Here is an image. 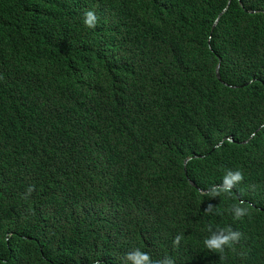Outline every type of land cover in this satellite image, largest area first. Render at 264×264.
Instances as JSON below:
<instances>
[{
    "label": "trees",
    "instance_id": "obj_1",
    "mask_svg": "<svg viewBox=\"0 0 264 264\" xmlns=\"http://www.w3.org/2000/svg\"><path fill=\"white\" fill-rule=\"evenodd\" d=\"M227 1L0 0V264H121L111 256L116 237L130 246L144 239L156 260L202 255L209 229L234 220L235 201L199 189L235 163L264 207V0H231L214 27ZM87 11L98 17L94 28ZM237 57L250 75L231 81L233 72L231 90L216 68L229 80ZM217 106L245 118L226 113V124ZM260 128L253 149L203 157L221 135ZM183 155L198 161L187 177L199 189L186 179ZM51 184L73 209L75 240L93 255L66 252ZM11 218L17 234H9ZM177 235L188 244L174 245ZM258 256L264 225L249 230L237 260Z\"/></svg>",
    "mask_w": 264,
    "mask_h": 264
},
{
    "label": "clouds",
    "instance_id": "obj_2",
    "mask_svg": "<svg viewBox=\"0 0 264 264\" xmlns=\"http://www.w3.org/2000/svg\"><path fill=\"white\" fill-rule=\"evenodd\" d=\"M231 0H228L226 7L222 12H225L228 4ZM241 2V0H239ZM221 12V13H222ZM220 13V14H221ZM252 13H255L253 11ZM219 14V15H220ZM224 14V13H223ZM222 14V16H223ZM221 16V17H222ZM221 17L215 21L214 27L218 24ZM98 17L93 11H87L85 13L84 23L89 28H94L96 26ZM210 42V40H209ZM2 55V46H0V57ZM241 57H237L235 70L232 67L228 73L227 77L229 80H224L221 77L219 64L216 68V76L220 80V84L223 87L229 89H236V87L231 86L230 76L233 72H235V79L231 81H242L247 78L250 73L248 71V65L240 66L242 63ZM230 63V62H228ZM229 65V64H228ZM243 71V72H242ZM255 79L248 81V83H244L242 87L245 88L252 83H254ZM216 111L220 114V120H224L227 124L226 116L223 114L226 113H237L241 117L245 118L244 111L236 108L234 111L230 107L221 109V107H215ZM79 123H86V116L83 115L78 118ZM261 128L256 130L255 132H250L245 136H237L233 134L231 131L229 133H225L220 136L223 140L217 145H206L204 149H202L204 156L211 158L216 154L222 153L223 149L231 148L239 151H249L253 149L255 144L258 142L260 138ZM98 144L103 148V153L106 151L108 147V139H102L98 141ZM198 161L193 156L183 155L180 157V162L184 167V174L189 184L194 187H199L187 177V173L191 175V171H194V167ZM222 170L225 172L224 176L220 180V182L213 186L210 189L201 190L200 193L208 194L209 196H218L225 195L230 196L233 195L235 205L232 208V212L234 215V220L230 222L228 228L217 229L216 231H212L209 229L210 235L204 240V246L200 244V249H197L201 252L202 255L196 253H180V252H171L164 256L162 259H155V251L151 247H147L144 239L140 238L134 245H127L121 243L120 239L116 237L115 243L111 250V256L117 258L121 261V264H242L241 261L237 260L242 256L243 249H247L249 230L252 228H258L259 226L264 225V207L255 204V200L250 194V182L247 178V174L245 170H243L242 166L239 163H235L234 165L223 166ZM52 188L56 191L55 200L60 206V235L61 239H64L65 250L70 256H75L81 252H87L90 255L92 254L91 246L75 240V232L68 227V223L72 219L73 209L72 207L64 201L62 198V191L60 187L56 184H51ZM34 190L33 185H29L26 189V192L23 194V198L27 199L30 197L31 193ZM212 205L209 204L206 208V211L210 210ZM9 234H17L20 231V228L15 226L12 223V218L8 222ZM189 236V235H186ZM29 241V238L24 237ZM184 241L188 244L187 238H183ZM181 235H177L173 243L176 246H179L180 241L183 240ZM32 246V243H31ZM253 264H264V259L255 258L252 260Z\"/></svg>",
    "mask_w": 264,
    "mask_h": 264
},
{
    "label": "water",
    "instance_id": "obj_3",
    "mask_svg": "<svg viewBox=\"0 0 264 264\" xmlns=\"http://www.w3.org/2000/svg\"><path fill=\"white\" fill-rule=\"evenodd\" d=\"M223 13H224V12H222V13L219 15V17H221Z\"/></svg>",
    "mask_w": 264,
    "mask_h": 264
}]
</instances>
